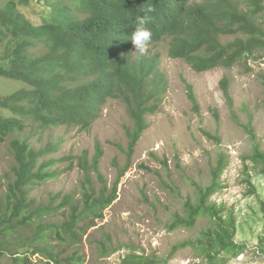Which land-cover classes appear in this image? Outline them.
I'll list each match as a JSON object with an SVG mask.
<instances>
[{"label": "trees", "instance_id": "trees-1", "mask_svg": "<svg viewBox=\"0 0 264 264\" xmlns=\"http://www.w3.org/2000/svg\"><path fill=\"white\" fill-rule=\"evenodd\" d=\"M149 6L154 9L148 13L149 45L167 42L168 55L187 61L196 72L231 68L264 56V0H0V76L19 85L0 94V144L7 142L12 156L7 171H0V259L8 264L86 262L80 249L84 236L117 199L127 166L109 187L99 168L104 151L96 140L93 155L84 150L78 156L84 172L81 196L49 193L42 199L34 191L61 172L54 167L60 160L46 156L58 143L37 147L30 136L61 125L88 128L100 108L118 98L133 123L127 129V155H132L148 127L147 116L157 110L168 86L157 69V55L135 52L127 40L136 17L145 15ZM220 83L232 103L228 77ZM187 90L197 108L193 86L187 85ZM246 130L252 142L246 168L264 175V149L252 125ZM224 159L222 155L212 170L210 184L198 187L194 202L185 200L183 215L177 213L170 225L190 228L199 217L208 216L210 227L196 241L175 244L166 259L128 253L120 264L167 263L187 246L206 257L207 264H230L245 250L246 244L235 240L233 211L226 213L225 205L212 200L223 188ZM115 250L105 233L99 253Z\"/></svg>", "mask_w": 264, "mask_h": 264}, {"label": "rangeland", "instance_id": "rangeland-1", "mask_svg": "<svg viewBox=\"0 0 264 264\" xmlns=\"http://www.w3.org/2000/svg\"><path fill=\"white\" fill-rule=\"evenodd\" d=\"M75 13L84 16L76 10ZM145 53L157 55V69L165 75L168 86L157 110L147 116L148 127L132 155H127V129L132 126V119L120 99H109L88 128L61 125L30 136L37 147L49 141L58 143L57 150L46 156L59 159L54 167L61 171L34 194L45 199L49 193L75 192L80 197L84 172L78 165V156L84 150L93 155L98 140L104 151L99 168L109 187L119 170L127 168L118 183L117 199L104 210L98 225L84 236L80 247L86 256L84 264H120L128 253L166 259L175 244L196 241L212 224L208 216H201L193 227L170 228L176 214L183 215L185 200L191 198L194 202L198 187L210 184L212 170L224 155L220 175L223 188L212 200L225 205L226 213L233 211L235 240L246 244L243 252L230 259V264H264V175L257 169L248 170L245 164V158L252 153L248 125H252L264 149V56L231 68L196 72L187 61L168 55L167 42L148 45ZM225 76L229 79L232 103L221 88ZM189 84L193 86L197 108L188 95ZM18 86V82L0 76V94H9ZM11 160L7 142L1 143V172L7 171ZM105 233L117 250L102 255L98 244ZM205 258L187 246L162 264H207ZM0 264H8V260L1 258Z\"/></svg>", "mask_w": 264, "mask_h": 264}, {"label": "clouds", "instance_id": "clouds-1", "mask_svg": "<svg viewBox=\"0 0 264 264\" xmlns=\"http://www.w3.org/2000/svg\"><path fill=\"white\" fill-rule=\"evenodd\" d=\"M154 11L152 7H147L144 9L145 15L137 16L135 19L134 30L131 32L127 40H130L133 44L135 51L140 54H144L147 47L152 39V32L147 27L149 22L148 13Z\"/></svg>", "mask_w": 264, "mask_h": 264}]
</instances>
